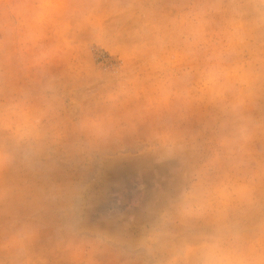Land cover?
I'll list each match as a JSON object with an SVG mask.
<instances>
[{"label":"rangeland","instance_id":"374dc122","mask_svg":"<svg viewBox=\"0 0 264 264\" xmlns=\"http://www.w3.org/2000/svg\"><path fill=\"white\" fill-rule=\"evenodd\" d=\"M0 264H264V0H0Z\"/></svg>","mask_w":264,"mask_h":264}]
</instances>
